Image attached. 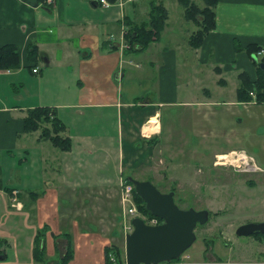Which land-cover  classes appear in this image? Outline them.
<instances>
[{"label":"crops","instance_id":"0c3cea01","mask_svg":"<svg viewBox=\"0 0 264 264\" xmlns=\"http://www.w3.org/2000/svg\"><path fill=\"white\" fill-rule=\"evenodd\" d=\"M110 1L104 6L100 0H56L51 6L34 7L22 0H0V45L16 44L21 56L20 67L0 70V158L1 149L14 158L4 156L9 166H0V238L6 240V258L0 264L25 263L19 254L24 243L18 239L24 228L33 263L58 264L69 233L74 257L68 264H107L105 248L119 246L116 241L124 235L117 230L121 206L114 183L120 187V178L127 175L156 179L164 159L172 166L167 174L173 183H199L201 189L220 185L224 206L213 210L208 204L191 205L211 210L222 224L221 234L224 223L232 228L235 222L264 221V171L235 174L214 165L217 154L243 148L264 168V101L254 92L251 100L238 96L243 74L256 80L264 71L263 58L246 50L251 43L264 46V0H220L216 26L200 47L190 44L198 25L185 18V9L180 14L189 28L174 29L164 0H151L148 6L138 0ZM152 1L168 10L162 35L144 50L130 48L127 21L147 20ZM164 34L167 40H162ZM33 43L39 49L37 61L31 59L37 71L27 59ZM153 44L152 69L143 68L138 55ZM145 82L158 99H139L145 98ZM37 106L57 108L68 126L71 149L63 151L49 141L50 146L46 140L32 139L33 132L22 133L27 109ZM164 106L183 107L168 121L165 138ZM165 147L167 152L180 148L191 155L189 169L179 168L184 162L177 154L170 159ZM16 150L25 154L19 175L11 171ZM85 173L93 175L79 180ZM227 181L232 182L227 186ZM7 188L20 190V208L11 205ZM34 191L38 197L31 195ZM91 196L101 198L94 201ZM110 199L118 207L106 206ZM215 199L219 201L217 193ZM102 202L104 208L95 206ZM100 210L105 218L92 220L91 213ZM43 228L48 256L44 262L33 257L34 238ZM212 257L208 264H215Z\"/></svg>","mask_w":264,"mask_h":264},{"label":"rangeland","instance_id":"374dc122","mask_svg":"<svg viewBox=\"0 0 264 264\" xmlns=\"http://www.w3.org/2000/svg\"><path fill=\"white\" fill-rule=\"evenodd\" d=\"M142 1H145L147 3V6L149 5V2L151 0H138V4H140ZM166 2V4L169 7L170 12L172 13V25L174 26V29L176 27H179L177 29H188L189 28V23L187 21H185L186 19H184L182 17V15L180 14V10H184L183 6H178V3L176 0H164ZM196 1L198 4H203V0H194ZM179 8V9H176ZM184 22V25L183 22ZM166 34V33H165ZM164 34V36H162V40H167V36ZM156 44H153L150 48H148L146 51L142 52V54L139 53L138 58L139 60H144L143 64V68H147V69H152L151 66L149 65V61L154 57L155 55V48ZM144 89L145 92V98H139V99H146L147 97H150L151 99L157 98V92L154 90V88L150 87V84L148 82H145V85L142 87ZM143 93H140L139 95H142ZM181 106H164L162 111H163V121H164V133L162 137H166V127L168 124V121H171L173 118L172 116H174L177 113H180L182 111ZM173 114V115H172ZM32 134H34L33 136L35 137H31L32 139H36L39 138V131L33 132ZM31 136V134H30ZM48 142V141H47ZM34 142H32L33 144ZM48 146H50L49 142L47 143ZM167 145V143L165 144ZM52 146V145H51ZM167 147V146H166ZM166 147H165V151H166ZM56 150V149H54ZM59 151V150H58ZM1 152L3 154V156L0 158V166L1 167H6L9 166L8 161H6L4 159V156H6V154H8L7 149H1ZM17 152V156L15 159V164L14 167L11 169L12 174L15 175H19V167L23 166L21 163H23L25 165L24 162L20 161V158L25 157V154L22 153L19 150H16ZM167 152V151H166ZM170 155V159L176 158L177 156L179 157V159H181L182 163L184 162V165H180L178 166L179 168L181 167H185L187 170L189 169L188 164H187V160L188 163L189 161H191L193 158H191L189 156V154H187L185 151L181 150L180 148H177V150H173V148H170V150H168L167 152ZM176 155V157H172L173 155ZM188 156V158H187ZM6 157H11V159L13 158V155L10 156H6ZM37 159V158H36ZM215 160V159H214ZM14 162V161H13ZM21 162V163H20ZM20 163V164H19ZM215 164V163H214ZM222 167H226L228 170H230L232 173H235V170L230 167V166H222ZM167 168L172 169V166L168 167V163L167 160L164 159V164L158 165V168L156 169L158 171L157 173V177H155L156 179H152V181L155 183V185L157 186L158 189H160L162 192H167L170 189L174 188L175 190V201L181 206V207H188L191 204H195L199 207H201L202 205H206L208 204L209 207L213 210H218L220 207L224 206L223 203L225 201V198L223 197V195L221 194V189H218L220 185L218 186H211V182L207 183L208 187L207 189H201L200 188V184L199 183H194V185L189 186L188 183L186 181H180L179 179L177 180V183H173V178H171L168 174H167ZM264 170H260V171H256V172H246L248 174H255V173H259L262 172ZM155 172V171H154ZM127 173V172H126ZM124 175H127V174ZM237 173V172H236ZM235 173V174H236ZM87 175H93V174H89V173H85V174H79V180L81 179V177H85ZM149 176V175H147ZM150 177V176H149ZM153 177V176H152ZM247 177V176H244ZM161 181V182H159ZM232 181H227V186L230 185ZM247 182V181H246ZM234 183L237 184V177L234 179ZM114 193L116 194L118 201L120 199V195H121V186H117L116 183H114ZM249 187V186H247ZM217 188V189H216ZM216 189V190H215ZM29 190V189H27ZM25 190V191H27ZM218 194V200L216 201L215 199V194ZM95 196H97L95 194ZM92 200L97 201L100 197H94L91 196ZM190 203H189V202ZM105 202L102 203H96L95 206H100V207H105ZM121 206V203H119ZM91 206V204H89V207ZM106 206H110L111 208H116L118 207V202L117 204H115V200L114 199H110L108 201V203L106 204ZM79 207V206H77ZM211 211V210H210ZM101 214H106L104 213L102 210H100L99 212L96 213H91V219L94 221H97L98 215L102 216L103 218H105L104 215ZM1 215H5V212H2ZM146 216L150 217L149 215L145 214ZM152 218V217H150ZM112 222V220H110ZM105 221H103L104 223ZM122 220H119V227H118V232L119 234L124 233L123 229H122V224H121ZM240 222H235L234 225H232V228H227V223H224V228H226L222 234L221 231L222 229L220 228L222 226V224L220 223V220H218L216 218L215 214H211L209 220L207 223L205 224H200L199 226L197 225L196 227V234H197V239L195 240V242L192 244V246L190 248H188L186 250V252H184V254L182 255V262L184 264H188V263H193V264H208L210 257H212V262H214L215 264L219 263V262H226V261H230L233 262V264H261L255 261H264V243L260 242V237H258V240L251 234L248 236H239L236 234V228L241 225L239 224ZM246 223V222H243ZM118 223L115 224V226ZM107 225V224H106ZM87 226H91V223H87ZM228 226L229 225L228 223ZM106 229V227H105ZM122 229V230H121ZM27 234V235H26ZM122 236L119 237V241H116V244H118L119 246H121V248L124 249V253H125V234H121ZM17 239V238H16ZM19 241L24 243L22 245V250L19 251V254L21 256V260L24 259L25 263L22 264H36L33 263L32 259H29V255L31 254V250H30V246H28L27 241H28V231L24 228L23 231H21V235L18 237ZM213 240V246L211 248L208 249V251L206 252V244H205V240ZM3 249V248H2ZM13 249L9 248L7 250L8 254L10 255V257L13 254ZM218 255V257H217ZM215 256V257H214ZM56 259L59 258V255H55ZM223 258V259H219V258ZM52 258H49V261H51ZM221 260V261H220ZM4 259L1 261L3 262ZM35 262V261H34ZM4 264H11L9 263H4ZM263 264V263H262Z\"/></svg>","mask_w":264,"mask_h":264},{"label":"trees","instance_id":"16d2710c","mask_svg":"<svg viewBox=\"0 0 264 264\" xmlns=\"http://www.w3.org/2000/svg\"><path fill=\"white\" fill-rule=\"evenodd\" d=\"M42 0H40L41 2ZM114 1V0H112ZM220 0H203V4H198L194 0H178V2L185 9V18L187 20H193L197 23L198 28L190 36V44L193 47H200L207 35L215 28L216 26V11L215 7ZM150 13L147 20L133 24L132 22L127 21L131 25L127 31L126 40L130 43V48L133 49H146L153 41L158 40L162 35V32L165 28L166 21L168 18V10L166 6L157 1H152L150 3ZM44 6H51L46 5ZM138 46V47H136ZM264 48V46L249 44L246 46L248 53H255ZM39 54V49L36 44H30L27 51V59L29 66L34 68L37 67V62L31 61L34 59L37 61ZM264 60V58H263ZM264 65V62H263ZM21 66V56L18 50V47L14 43H5L0 45V70L2 69H14ZM256 93V98L258 101H264V71L261 72L259 77L256 80H252L246 74H243L241 77V86L238 90L239 99L242 101L251 100V93ZM245 94V95H244ZM39 131V139L49 141L57 149L68 151L72 147V138L68 136V126L64 123L61 117L58 114L56 107L49 106H37L27 109L26 116L22 119V133H32ZM148 141H151L149 139ZM23 158H20L22 161ZM125 180L132 183L129 180V175L125 177ZM133 184V183H132ZM14 188H7L8 192L11 194V191ZM175 190L174 188L170 189ZM176 193V192H175ZM34 194L38 197V192H31V195ZM134 198L136 203L139 206L140 211L143 214H147L150 217H156L151 211L147 209L146 203L143 198L136 192L134 187ZM176 198V197H175ZM34 201V198H32ZM189 205L188 207H191ZM212 212H210L211 216ZM162 221L161 218H159ZM200 224H198L199 226ZM46 228L39 229L35 238H34V247H33V257L38 261H47L48 256L46 255V247L44 244V235L46 233ZM257 236H262L264 234L258 233ZM68 239L67 250L63 256L58 260V264H68L69 261L74 257V246L73 239L69 233L66 234ZM213 240H205L206 252L209 248L213 246ZM6 240L0 238V256L6 258ZM107 264H126L125 253L117 245H111L105 248ZM111 254L115 256V260L111 259ZM1 258V259H2ZM182 258L171 260V262H180Z\"/></svg>","mask_w":264,"mask_h":264},{"label":"water","instance_id":"95a60500","mask_svg":"<svg viewBox=\"0 0 264 264\" xmlns=\"http://www.w3.org/2000/svg\"><path fill=\"white\" fill-rule=\"evenodd\" d=\"M22 1L34 7L40 4V0ZM129 180L147 209L162 222L149 224L142 217L133 218L134 228L125 239L126 264H159L181 257L197 239V225L208 222L210 210L181 207L175 201L174 190L162 192L150 179L129 176ZM255 233H264V221L246 222L236 228L239 236Z\"/></svg>","mask_w":264,"mask_h":264},{"label":"built area","instance_id":"2783aa9c","mask_svg":"<svg viewBox=\"0 0 264 264\" xmlns=\"http://www.w3.org/2000/svg\"><path fill=\"white\" fill-rule=\"evenodd\" d=\"M104 6H110L112 2L110 0H100ZM56 0H42L41 4L46 5H54ZM118 3H122L120 0ZM255 57L264 58V48L259 50ZM38 67L34 68V71H37ZM215 166H230L234 170L238 172H256L260 170H264L261 164L258 162L257 158L247 151L246 149H233L228 152L217 154L214 160ZM120 186H121V195H120V203H121V224L124 234L127 235L134 228L132 220L134 217H142L149 224H159L161 221L159 217H148L143 214L138 204L134 198V184L125 180V178H120ZM20 190L18 188H14L10 194L11 205L16 208H20L22 203L19 199ZM111 259L115 260V256L111 254ZM160 264H184L182 261L180 262H171L165 261ZM217 264H233L229 260L226 262H219Z\"/></svg>","mask_w":264,"mask_h":264},{"label":"bare ground","instance_id":"6f19581e","mask_svg":"<svg viewBox=\"0 0 264 264\" xmlns=\"http://www.w3.org/2000/svg\"><path fill=\"white\" fill-rule=\"evenodd\" d=\"M151 121H152V122H155V120H154V119H151ZM145 128H146V127H145ZM151 129H152V128H151Z\"/></svg>","mask_w":264,"mask_h":264}]
</instances>
